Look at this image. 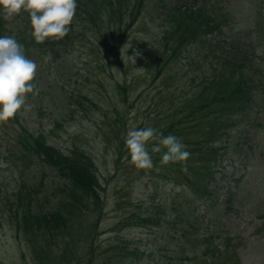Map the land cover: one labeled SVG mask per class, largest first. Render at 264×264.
Segmentation results:
<instances>
[{"label":"trees","instance_id":"trees-1","mask_svg":"<svg viewBox=\"0 0 264 264\" xmlns=\"http://www.w3.org/2000/svg\"><path fill=\"white\" fill-rule=\"evenodd\" d=\"M184 1L168 0L165 5L157 6L158 14L153 18L162 26L157 41L164 50V63L166 59H169L170 66L177 61L186 63L179 75V86L160 95L156 101L154 121L164 136L179 137L182 131L195 136L192 140L181 141L186 142V150L191 153L187 161L165 165L160 163L163 151L154 153L155 166L148 175L147 172L144 174L152 184L147 189L152 201L147 207L135 204L131 215L122 223L126 229H120V232L130 229L148 231L147 244L143 248L126 238L119 243L115 239L110 243L99 242L105 236L99 232V223L105 217L106 207L104 187L99 182L91 157L80 150L63 151L50 144L44 132L24 129L20 146L30 162L46 167L64 181L63 185L45 188L44 196H41L39 188L20 177L14 191H6L0 199L3 217L14 218L18 231L26 235L29 244L32 242L33 255L39 264H187L193 261L189 256H201L204 260L208 259L207 256L213 260L218 258L215 251L221 249L212 237L207 239V250L200 252L196 228L204 230L207 227L206 234H203L207 237L212 235L208 234L212 229L198 221L193 223L196 211L186 212L189 208L185 206H191L189 197L197 204L196 210L199 206L207 207L209 203L217 202V189L212 186L214 172L228 154L222 145L231 138V133H236L245 126V121L252 119L256 108L264 110L261 76L258 75L259 80L256 76L262 65H255L258 64L254 60L256 49L251 45L248 51L240 44L239 36L232 37L228 44L208 39L212 32L221 34L223 26L228 24L225 17L201 6L197 10L198 4L208 5L205 0H202L204 3ZM261 1L264 5V0L259 4L262 5ZM146 2L77 0L68 34L60 40H47L42 44L34 41L29 15L22 12L24 17L19 27L22 31L16 40L29 49L40 67L38 77L43 82L45 78H51L47 73L48 64L60 57L69 59V53L81 46L82 32L75 29L78 21L92 30H97L106 18L116 21L118 29L111 35V45L118 48L119 38L125 34L123 24L131 22L137 9ZM45 57L50 59L46 61ZM194 62H199L203 68L198 69ZM168 66H162L163 75L159 76L161 67L156 77L162 80L163 86L169 85ZM48 79L44 85L35 82L36 93L42 97L41 104L47 100L43 95L49 88ZM40 88L42 95L39 94ZM65 91L59 100V104L63 101L58 108L60 111H56L62 114V118L73 115L75 107L81 103H87L86 97L76 92L65 95L68 92ZM85 105L80 107L81 112L85 111ZM201 125L204 129L198 132L196 128ZM161 182L172 185L175 192L164 197L160 191ZM177 190L182 191L180 198Z\"/></svg>","mask_w":264,"mask_h":264},{"label":"rangeland","instance_id":"rangeland-1","mask_svg":"<svg viewBox=\"0 0 264 264\" xmlns=\"http://www.w3.org/2000/svg\"><path fill=\"white\" fill-rule=\"evenodd\" d=\"M192 1L189 0V3ZM167 2L147 0L138 8L132 21L123 24L125 34L119 38L118 48L111 45V35L118 29L116 21L106 18L97 30L87 29L78 21L75 29L82 32L81 46L69 53V59L60 57L54 61L55 64H48L47 73L51 74V78L41 82L37 64L34 83L44 85L47 79L49 81V88L43 95L47 96L46 102L41 104L42 97L36 92L29 94L26 111L0 122V199L6 191H14L20 177L39 188L41 196H44L45 188L64 184L46 167L30 162L21 149L20 143L24 139L22 130L42 131L49 143L57 148L70 152L80 150L91 157L99 182L104 187L106 207L105 217L99 223V232L105 233V236L99 242L110 243L111 239H115L119 243L126 238L144 248L148 242V231L119 230L126 229L122 223L131 215L135 204L147 207L151 203L147 189L152 184L144 174L147 172L148 175L155 165L153 163L151 169L135 167L124 140L130 129L152 127L159 132L154 121L157 116L154 114L156 101L160 95L179 86V75L186 66V63L178 61L170 66L169 59L165 63L162 59L164 50L157 41L162 26L153 18L157 17V6ZM259 2L205 0L208 5L198 4L197 10L200 6L204 10H215L228 23L223 26L220 35L212 32L208 39L228 44L232 37L239 36L240 44L248 51L251 45L256 49L254 60L258 64L255 65H262L256 76L257 80L258 75L261 76L260 83L264 89V5ZM22 17L21 12L4 19L0 13V36L16 39L22 31L19 29ZM24 52L27 58L33 60L29 49L24 48ZM164 65H169L166 70L170 74L168 86H163L162 80L156 79ZM194 65L198 69L203 68L199 62H194ZM43 68L46 69L45 66ZM163 73L164 67L159 76ZM64 90L68 91L65 95L76 92L86 97L84 100L87 103H81L75 107L73 115L62 118V114L56 111H60L58 108L63 101L59 104V100ZM39 94L42 95L41 88ZM47 104L49 106L46 107ZM84 105L85 111L81 112L80 107ZM254 111L252 119L245 121V126L236 133H231V138H227L222 145L228 154L214 172L212 186L217 189V202L209 203L207 207L199 206L196 210L197 204L189 197L191 206H185L189 208L186 212L196 211L193 223L198 221L212 229L208 233L212 235L207 237L203 235L207 227L204 230L196 228L200 237L197 241L200 252L207 250V239L212 237L221 249L215 251L218 258L213 260L207 256L208 259L204 260L201 256H189L193 261L187 264H264V110L256 108ZM196 129L202 132L204 125ZM194 136L188 131H182L179 137L177 135L180 141L192 140ZM155 143L157 141H150L147 146L152 160L155 157L151 148ZM182 143L185 145L186 142ZM159 186L164 197L175 192L172 185L161 182ZM181 192L176 191L179 198ZM14 221V218H4L0 212V264H39L33 255L35 249L31 246L32 242L29 244ZM165 233L169 234L168 231ZM32 237L38 239L37 236Z\"/></svg>","mask_w":264,"mask_h":264},{"label":"clouds","instance_id":"clouds-1","mask_svg":"<svg viewBox=\"0 0 264 264\" xmlns=\"http://www.w3.org/2000/svg\"><path fill=\"white\" fill-rule=\"evenodd\" d=\"M76 8L77 0H0V13L4 19L21 12L28 13L31 36L37 44L64 38L69 32ZM48 59L50 57H45L46 61ZM37 68L36 61L26 57L23 46L13 36H0V122L27 110L26 98L36 92L34 81ZM154 140L157 143L153 144L151 151H163L162 164L184 162L190 156L186 145L174 135L164 136L152 127L130 129L124 143L135 167H153L147 146Z\"/></svg>","mask_w":264,"mask_h":264}]
</instances>
